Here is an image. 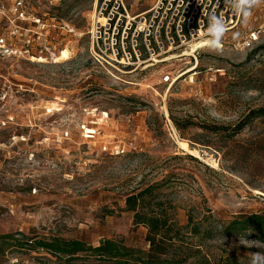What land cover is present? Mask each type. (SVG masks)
Here are the masks:
<instances>
[{
    "label": "rangeland",
    "instance_id": "374dc122",
    "mask_svg": "<svg viewBox=\"0 0 264 264\" xmlns=\"http://www.w3.org/2000/svg\"><path fill=\"white\" fill-rule=\"evenodd\" d=\"M159 1L126 0L137 26ZM96 3L26 0L29 19L18 26L36 29L38 18L46 24L31 44L3 21L18 53L0 58V234L21 230L95 246L114 239L148 249L147 228L134 224L125 198L154 183L183 225L189 213L208 210L223 221L264 214V116L234 134L264 108V3L226 32L220 51L196 48L198 63L193 45L208 37L177 47L162 34L161 47L151 38L154 53L140 34L143 57L132 64L93 52ZM253 31L257 39L247 47ZM211 243L214 253L249 264L252 253H264L251 236ZM0 264L62 263L42 251H7Z\"/></svg>",
    "mask_w": 264,
    "mask_h": 264
},
{
    "label": "trees",
    "instance_id": "16d2710c",
    "mask_svg": "<svg viewBox=\"0 0 264 264\" xmlns=\"http://www.w3.org/2000/svg\"><path fill=\"white\" fill-rule=\"evenodd\" d=\"M260 116H264V108L252 110L235 126L234 134ZM161 186L154 183L125 198V208L133 213L134 224L147 228L148 249L130 247L121 240L103 239L95 246L82 239L17 230L0 234V253L9 251L14 256L21 251H42L62 264H82L77 261L90 259L98 264H249L231 254L214 253L211 242L220 237L251 236L264 244V214H240L223 221L208 210L200 215L189 213L183 225L175 217L174 205L162 199Z\"/></svg>",
    "mask_w": 264,
    "mask_h": 264
},
{
    "label": "built area",
    "instance_id": "2783aa9c",
    "mask_svg": "<svg viewBox=\"0 0 264 264\" xmlns=\"http://www.w3.org/2000/svg\"><path fill=\"white\" fill-rule=\"evenodd\" d=\"M8 1H12L9 7L7 2L0 0V58L18 53L14 40L3 27L5 19L12 28L9 32L13 35L19 32L27 44L40 39L46 30V24L42 23L40 18L34 19L37 24L36 29L18 26V20L29 19L25 10L26 0ZM126 4V0H97L96 3L94 24L90 31L92 50L110 64H132L140 61L143 53L136 39L140 34L145 35V45L148 50L155 53L156 49L151 38L154 37L156 45L161 47L163 43L159 39L162 34L171 45L177 47L183 46L189 40L193 39L196 42L201 37H207L208 17L212 13L225 20L227 31L235 29L241 19L225 4V0H160L150 13L141 15L142 25L137 26L135 19L137 17H130ZM7 12L11 15L8 16ZM130 32L134 39L129 47L125 40L130 36ZM256 39L257 32L253 31L244 43L249 47ZM28 49L26 47L25 53H29ZM196 51L193 58L198 63ZM183 74L182 72L175 76L169 74L163 77V81L174 82Z\"/></svg>",
    "mask_w": 264,
    "mask_h": 264
},
{
    "label": "clouds",
    "instance_id": "9594fccd",
    "mask_svg": "<svg viewBox=\"0 0 264 264\" xmlns=\"http://www.w3.org/2000/svg\"><path fill=\"white\" fill-rule=\"evenodd\" d=\"M261 3H264V0H225V4L231 8L234 14L240 16L245 24L251 17L253 8ZM227 30L228 26L222 17L215 13L210 14L207 28L208 38L204 41L205 45L213 51H220L222 39ZM251 264H264V253H252Z\"/></svg>",
    "mask_w": 264,
    "mask_h": 264
},
{
    "label": "bare ground",
    "instance_id": "6f19581e",
    "mask_svg": "<svg viewBox=\"0 0 264 264\" xmlns=\"http://www.w3.org/2000/svg\"><path fill=\"white\" fill-rule=\"evenodd\" d=\"M206 39H207V38H206ZM206 39L203 38V40H201V41L195 43V44L193 45V47H194V48H193L194 51H195L196 48H202V47H205L206 45H205L204 41H205ZM192 44H193V43H192ZM67 53H69L68 50H63V55L66 56ZM192 69H195V66L192 67L190 70H192Z\"/></svg>",
    "mask_w": 264,
    "mask_h": 264
}]
</instances>
